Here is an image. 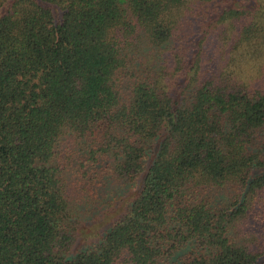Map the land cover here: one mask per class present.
Listing matches in <instances>:
<instances>
[{
	"label": "trees",
	"instance_id": "obj_1",
	"mask_svg": "<svg viewBox=\"0 0 264 264\" xmlns=\"http://www.w3.org/2000/svg\"><path fill=\"white\" fill-rule=\"evenodd\" d=\"M262 54L264 0H0V264H264Z\"/></svg>",
	"mask_w": 264,
	"mask_h": 264
},
{
	"label": "clouds",
	"instance_id": "obj_2",
	"mask_svg": "<svg viewBox=\"0 0 264 264\" xmlns=\"http://www.w3.org/2000/svg\"><path fill=\"white\" fill-rule=\"evenodd\" d=\"M248 47L249 46L245 44L241 47L240 51L243 52ZM228 71H232V68H229ZM238 75L246 84L259 76L264 75V54L258 56L249 55L246 63L243 65L242 72L238 73Z\"/></svg>",
	"mask_w": 264,
	"mask_h": 264
},
{
	"label": "rangeland",
	"instance_id": "obj_3",
	"mask_svg": "<svg viewBox=\"0 0 264 264\" xmlns=\"http://www.w3.org/2000/svg\"><path fill=\"white\" fill-rule=\"evenodd\" d=\"M258 78L261 79V80H264V75H261ZM258 78H257V80H258Z\"/></svg>",
	"mask_w": 264,
	"mask_h": 264
}]
</instances>
